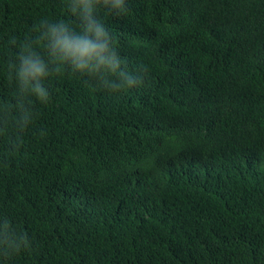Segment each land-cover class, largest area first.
<instances>
[{"label":"trees","instance_id":"trees-1","mask_svg":"<svg viewBox=\"0 0 264 264\" xmlns=\"http://www.w3.org/2000/svg\"><path fill=\"white\" fill-rule=\"evenodd\" d=\"M42 17L65 0H0V98L10 38ZM106 22L150 72L109 93L65 71L22 147L0 138V214L31 239L15 264H264V0H129Z\"/></svg>","mask_w":264,"mask_h":264},{"label":"clouds","instance_id":"clouds-1","mask_svg":"<svg viewBox=\"0 0 264 264\" xmlns=\"http://www.w3.org/2000/svg\"><path fill=\"white\" fill-rule=\"evenodd\" d=\"M129 12V0H65L66 18L42 17L35 35L18 41L6 64L11 98H0V138L15 152L24 133L36 119L34 105L52 101L48 81L65 71L109 93L138 87L150 72L143 61L131 63L121 50L116 34L106 22ZM13 129L11 133L9 129ZM31 246V239L7 214H0V264H15Z\"/></svg>","mask_w":264,"mask_h":264}]
</instances>
